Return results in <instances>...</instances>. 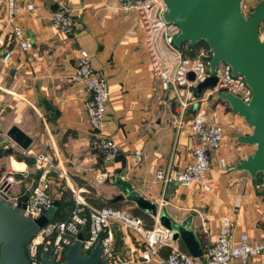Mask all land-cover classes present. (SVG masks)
Segmentation results:
<instances>
[{"label": "crops", "instance_id": "crops-1", "mask_svg": "<svg viewBox=\"0 0 264 264\" xmlns=\"http://www.w3.org/2000/svg\"><path fill=\"white\" fill-rule=\"evenodd\" d=\"M64 1L74 22L70 35L51 24L56 7L53 0H16L20 10L15 21L32 43L29 50L22 51L5 23L6 0H0V38L12 50L6 64L0 61V138L11 125H17L32 139L24 155L33 158L43 152L53 157L59 169L48 176L54 198L60 197L61 189L75 187L84 200H94L97 206L93 207L108 203H115V208L129 207L133 202V209L139 208L134 199L143 197L155 203L158 213H165L173 224L188 227L199 246L204 231L209 239L216 237L222 217L230 220L234 243L241 233H247L251 243L264 241L262 174L251 177L235 168L240 159L255 150V145L238 141L240 135L251 133V127L227 105L212 98L202 102V108L215 110L221 106L225 113L222 144L210 154L205 177L210 189L162 185L155 179V170L181 169L191 160L196 139L187 126L177 129L180 102L162 89L152 71L143 44L145 30L137 12L122 10L121 0ZM28 3L33 4V10L26 9ZM81 49L88 52L93 69L107 82L109 100L101 130L119 148L120 155L114 162L104 161L98 151L85 111L83 82L69 80ZM188 108L190 112L195 110L194 105ZM133 153L139 154L140 160H134ZM3 157L16 175H26L22 182L12 185L13 193L29 187L41 175L34 163ZM220 160L226 162L225 168ZM121 194L123 198L112 201ZM147 215L153 219V227L160 226L158 217ZM136 216L147 228L146 217ZM108 232L116 253L127 264H164L162 259L168 252L185 248L179 239L163 238L153 251L137 234L117 223L103 235ZM204 261L201 255L195 264ZM229 264L240 261L234 258ZM248 264H264V255L251 257Z\"/></svg>", "mask_w": 264, "mask_h": 264}, {"label": "built area", "instance_id": "built-area-1", "mask_svg": "<svg viewBox=\"0 0 264 264\" xmlns=\"http://www.w3.org/2000/svg\"><path fill=\"white\" fill-rule=\"evenodd\" d=\"M53 2L56 4L51 16L53 28L65 35L72 34L74 22L69 15L66 2L64 0H53ZM120 8L137 12L145 30L143 44L152 71L160 79L162 89L171 93L180 102L179 117L176 120L177 129L187 126L190 135L196 139L191 150V160L188 163L176 170L172 167L157 168L154 172L155 179L164 186L177 184L185 188L198 186L202 190H209L210 186L205 181V177L210 167V154L220 148L224 137V126L217 112L202 108L201 103L216 95L214 98L216 103L228 105L220 98L221 92H230L248 102L250 89L244 82L243 76L238 73L232 74L230 65L222 61L215 66L213 72L210 71L209 62L213 53L208 45L198 48L195 56H190L187 53L192 51L189 42H184L179 47L174 44L180 28L178 24L163 18L165 6L162 0H121ZM26 9L33 10V4L28 3ZM19 10L16 0H6L5 23L10 28L14 44L22 51H26L32 47V43L25 37L22 28L15 21ZM1 49L3 52L0 53V61L6 64L11 59L12 50L5 47V42L0 38ZM189 73H192V79L189 78ZM211 75L217 78L216 84L203 89L200 95L196 96L195 88L198 83ZM69 80L83 82L86 93L85 111L88 123L95 132L98 151L104 161L114 162L120 155L119 148L101 130L109 100L108 86L105 77L93 69L86 50L79 51ZM1 91L0 87V99ZM189 105H194L195 110L192 109L190 115L184 119ZM0 146H3L5 150L12 149L22 154L27 153V150L19 147L6 134L0 138ZM131 157L136 161L140 160V155L137 153L131 154ZM33 159L35 167L41 170L38 179L29 187L26 186L23 192L10 193L9 188L13 184L22 182L26 175L24 173L16 175L10 167H4L0 173V193L7 196L6 201L12 206L23 204L24 213L35 218L53 207L54 197L50 191L48 176L51 172H59V169L48 153L39 152L33 156ZM220 166L225 168L226 162L220 160ZM7 184L9 188L5 190ZM71 189L74 191L75 187ZM0 198H2L1 195ZM112 223H117L137 234L153 251L163 238L173 239L174 233L161 224L159 227L146 228L144 220L139 216L111 206L93 207L76 194L74 206L67 219L49 220L30 238L25 246L28 264H40L44 249H47L48 255L54 258L55 263L62 262L68 246L77 239L85 227H87L86 235L80 240L83 254H88L99 242L102 257L109 264H127L116 253L112 235L109 232L103 235ZM262 232L264 233V225ZM203 234L200 246L205 261L202 264H229L234 258L238 259L240 264H248L251 257L264 255V241L251 243L247 233H241L238 241L233 242L231 223L227 217L221 218L220 227L214 239H209L205 231ZM195 260L196 258L189 253L173 249L166 254L162 262L164 264H195Z\"/></svg>", "mask_w": 264, "mask_h": 264}, {"label": "water", "instance_id": "water-1", "mask_svg": "<svg viewBox=\"0 0 264 264\" xmlns=\"http://www.w3.org/2000/svg\"><path fill=\"white\" fill-rule=\"evenodd\" d=\"M165 6L163 18L178 24L179 34L174 39L176 46L184 42L194 45L204 41L212 50L209 62L213 72L219 62L231 67L232 74H240L250 89V99L243 101L230 92H221L232 113L241 116L251 127V133L240 135L238 141L255 145V150L245 159H240L236 169L247 171L251 177L261 173L264 180V38H261L259 27L264 20V0H260L254 8L244 14L242 0H162ZM189 78H193L189 73ZM214 75L198 83L195 90L201 92L216 84ZM6 136L22 149L27 150L31 144L29 137L17 125H11ZM5 148L0 146V156ZM9 188L6 185L5 190ZM0 264H28L25 246L30 238L55 215L52 207L38 217L26 215L23 204L12 206L7 196L0 193ZM123 198L118 195L112 199ZM136 206L145 213L158 217L160 224L172 231L173 238L179 239L185 245L187 252L194 258H201L202 251L193 232L186 226L173 224L165 213H158L157 205L143 197L134 199ZM81 234L71 243L64 259L55 263L48 255L47 249L41 253L40 264H109L101 254V244L98 242L88 254L81 252Z\"/></svg>", "mask_w": 264, "mask_h": 264}, {"label": "trees", "instance_id": "trees-1", "mask_svg": "<svg viewBox=\"0 0 264 264\" xmlns=\"http://www.w3.org/2000/svg\"><path fill=\"white\" fill-rule=\"evenodd\" d=\"M56 8V7H55ZM207 45L204 41H199L196 42L194 45H190L192 48V51L189 53L187 52L190 56H195V52L197 51L198 48ZM200 92H196V96H199ZM227 107L229 108V106L227 105ZM188 112L190 113V108L187 109ZM1 156H13L16 160L18 161H25L28 165H31L34 163L33 158L28 157L18 151H14L12 149H6L5 153ZM3 169L0 167V173ZM23 192V190H22ZM87 201L93 206L96 205V203L94 202V200L92 199H88ZM74 206V202L72 200L71 197V192L68 189H61V195L59 198H54L53 199V208H55V215L54 217L51 219V221H60V220H65L68 218L69 213L71 208ZM97 206V205H96ZM98 206H111V207H115L116 204L115 203H108V204H102V205H98ZM133 214L135 215H142L145 216L146 219L148 220L147 223V228H152L153 227V219H150V217L143 213L141 210H139V208H133L132 209ZM87 232V227H85L81 233L82 238L85 237ZM182 250L186 251L184 247H182ZM87 254V253H85Z\"/></svg>", "mask_w": 264, "mask_h": 264}, {"label": "rangeland", "instance_id": "rangeland-1", "mask_svg": "<svg viewBox=\"0 0 264 264\" xmlns=\"http://www.w3.org/2000/svg\"><path fill=\"white\" fill-rule=\"evenodd\" d=\"M259 1L260 0H242V11H243V13L248 14ZM259 33H260L261 38H264V20L260 24ZM211 98L212 99L216 98V95H213ZM220 107L218 106V108H215V110L223 121V116H225V113ZM188 114L190 115V113H188ZM0 167L2 169H4V167H7L6 159L3 156H0ZM61 186L62 185L60 184L59 190H60ZM14 187L15 186H12L9 188L10 193H13ZM68 190L71 192V197H72V200L74 202V197L77 194V190L74 189V191H72L71 188H68ZM131 205L133 206V202L131 203ZM131 205L129 207H126V206L120 207V209H123V210L129 212L130 214H133ZM133 215H135V214H133Z\"/></svg>", "mask_w": 264, "mask_h": 264}]
</instances>
